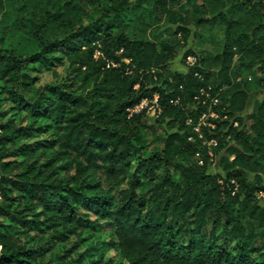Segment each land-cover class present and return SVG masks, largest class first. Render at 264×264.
I'll list each match as a JSON object with an SVG mask.
<instances>
[{
    "label": "clouds",
    "instance_id": "9594fccd",
    "mask_svg": "<svg viewBox=\"0 0 264 264\" xmlns=\"http://www.w3.org/2000/svg\"><path fill=\"white\" fill-rule=\"evenodd\" d=\"M155 4L0 0V124L12 121L0 136L47 126L0 152L43 147L0 163L15 161L5 175L26 173L48 199L67 201L61 213L27 199L9 208L5 196L18 193L0 192V208L15 215L31 204L24 215L38 221L26 230L0 215L11 225L0 228V264H49L73 244L67 259L88 253L83 264H217L226 236L231 264H264V198L246 199L264 190V0ZM38 101L51 106L47 118L20 110ZM102 132L112 143L88 145ZM113 149L118 162L107 159ZM71 193L108 200L111 215L86 211ZM73 212L89 226L66 223ZM198 222L207 228L194 231ZM193 236L203 246L189 250ZM30 250L42 254L23 255Z\"/></svg>",
    "mask_w": 264,
    "mask_h": 264
},
{
    "label": "trees",
    "instance_id": "16d2710c",
    "mask_svg": "<svg viewBox=\"0 0 264 264\" xmlns=\"http://www.w3.org/2000/svg\"><path fill=\"white\" fill-rule=\"evenodd\" d=\"M170 3V0H156L155 8L159 9L161 12L167 11V6ZM158 18V17H157ZM199 23V21H198ZM177 32H184L186 35V31L182 30L180 28H177L173 35H176ZM136 44H133V47H136ZM127 47V45H125ZM230 55V54H229ZM229 55H225L224 57L219 58L220 62H223L224 60H227L229 58ZM34 59V58H33ZM114 59H119L118 57H114ZM259 71H264V68L259 69ZM48 91L55 92L56 89L49 88ZM185 91L189 95L193 93V89L191 87V81H189L185 86ZM60 98L64 99L63 93L60 94ZM50 105H47L46 103L36 102L33 104H23L20 108V110H23L24 108H27L32 116L41 117V118H47V116L50 113ZM5 113H0V116L4 115ZM227 114V113H225ZM12 121H9L6 124H0V131H7V129L10 127ZM47 130V126H42L40 128H37L35 130L29 128H16L14 130L13 135H3L0 136V147H2L5 144H8L15 140L19 136H30L35 133H41ZM97 135L100 136L101 142L100 143H93V140L88 141V145H93L94 147L103 148L106 146V143H112L111 140H107L105 143V138L107 137V133H97ZM81 144L83 141L80 142ZM44 143H37L35 145H25L22 148L18 149L14 152H8L3 153L0 152V160H2L5 156H16L19 154H28L32 151H35L36 148L43 147ZM123 153L117 155L115 153V149H113V153L109 154L107 159L112 160L113 162H118L122 157ZM34 165H30L28 168V171H31ZM14 167H19L18 164H16L15 161H7L5 163H0V192H11L15 190L18 195L16 197H8L5 196V199L9 201L8 207L11 208V204L16 203L17 201H36L37 203H42L44 205L45 211L55 210L57 213H61L62 209L66 206V199L64 197H61L60 200H50L45 195H43V189L38 188L36 185L30 183L27 180H21L20 176H23L25 174H17L16 176H8L4 173L8 172L10 169ZM109 172H112L113 169L110 168L108 170ZM229 177H225L227 180ZM94 187V186H89ZM261 191H263L260 188L252 187L248 190L246 194V199L250 200H256L257 194H259ZM73 200L78 201L80 203V206L83 207L86 211H91L93 214H99L101 218L107 217L111 215L109 211L106 210L105 206L109 204V201L106 199H100V198H85L82 194L79 193H71ZM31 204H26L25 208L22 209L19 212H16L15 215H13L11 212L8 211L6 208H0V215L8 216L11 220H13L15 223L19 224L22 228H25L26 230H31L33 228H38V221L33 218L31 220L27 219L24 215V213H30L32 209ZM120 212H124V209L121 208ZM43 215V213H36L35 216ZM259 217L261 219V222H264V210H261L259 213ZM49 219H52L51 217ZM64 220L66 223H74L76 226H89L88 219L86 214H77V213H69L67 216L64 217ZM203 223V227L207 228V224L205 222H198L197 228L194 231L199 232L201 230ZM217 220H212V225H216ZM107 227H111V225H106ZM0 228H4L5 232H7L11 225H3L0 224ZM40 231H43V229H40ZM71 231H74V229L69 230V233H60L58 236L53 237V239H59V240H66L67 235L70 234ZM229 236H232V233L228 234ZM209 239L213 241V243H210L208 245V251H211L214 246V241L217 239L215 235V229L213 228V231L208 233ZM0 238H4L3 235H0ZM79 243H83V240H81ZM168 244H171L172 241H167ZM229 243V239L226 236L223 243L221 245H216L217 251H216V258H217V264H219L220 260H224L225 264H231V261L227 260V257L230 255V253L227 251V244ZM189 244V250H192L193 248H199L203 246V238L197 240L194 236L191 237L188 241ZM79 247V244H73L71 248L67 249L63 255L58 256L55 261H50L49 264H83V260L85 259L86 255L88 253H80L77 255L76 259L74 260H68L67 257L72 254V252L75 251V249ZM183 247V245L181 246ZM45 251L50 249H44ZM255 250V249H253ZM42 252H35L28 251L26 253H23L25 256H33V255H41ZM235 259V258H233ZM20 264H28V261H22Z\"/></svg>",
    "mask_w": 264,
    "mask_h": 264
},
{
    "label": "rangeland",
    "instance_id": "374dc122",
    "mask_svg": "<svg viewBox=\"0 0 264 264\" xmlns=\"http://www.w3.org/2000/svg\"><path fill=\"white\" fill-rule=\"evenodd\" d=\"M262 198H264V190L261 191L259 194H257V197H256V199H262Z\"/></svg>",
    "mask_w": 264,
    "mask_h": 264
}]
</instances>
